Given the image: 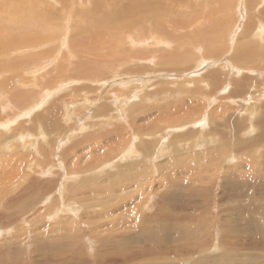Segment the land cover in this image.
Wrapping results in <instances>:
<instances>
[{
	"label": "rangeland",
	"instance_id": "374dc122",
	"mask_svg": "<svg viewBox=\"0 0 264 264\" xmlns=\"http://www.w3.org/2000/svg\"><path fill=\"white\" fill-rule=\"evenodd\" d=\"M145 1L147 2L149 0H91L90 3L84 2V5H82L77 0H74L72 4H70L71 14L70 16L66 17V19L69 17L76 19V15L78 16L77 19H82V17H93V19L91 25L88 27L89 30L81 24H78L75 19L73 22L71 21V27L69 30V43L66 46L58 45V42L56 43L57 37H55L54 34L53 38H56L55 42L54 40H51L53 41V45L51 44L48 46V42L44 37H49L48 35L50 32L46 30H50L51 27L54 32L61 30V25H65L64 22L66 20L64 21L61 18L58 19L55 17V19H58V22H56V20L53 19L55 15H58L57 10L54 11L53 9L51 10V8H47L49 10V12H47L50 14L48 20L40 19L38 21V18L36 17L30 18L29 21L37 20L38 22L36 23L38 25L36 23L33 24L32 21V25L28 29L23 27V29H18L24 24H20L18 27L14 25L13 23H17V20L8 12H6L7 14L5 13L4 19H0V45L4 44L7 47V43L9 42L8 38H15V40L17 39L16 44L13 46V48H9L8 52L3 51L4 48L0 49V81L7 80L8 86L11 89L9 93H3L0 99V264H49V259L51 258V256H49L50 251L45 250L43 247L42 248L44 250H39L38 244H35V241L45 238L50 244L56 243V241H54L56 236L50 237L48 235H44V233L47 232L48 229L56 226H59V228L54 229L68 232L66 230L68 229V226L63 227L60 224V221H66V217L69 216L71 218L74 216L72 219H74L73 222L76 224L77 229L80 232L78 234L79 242L81 244L80 249L84 250V253L86 254L85 258L90 257L91 259H95L99 253L104 254H101L100 258L106 257L105 255L108 254V248L105 247V250H99L100 246L98 242H96V235H105L104 226L108 225V221L114 219L119 213L120 216L122 214L120 221L122 223L128 222L129 219H131L130 212L134 210V208L141 201H144V204L141 206V209L138 210L143 214H152L158 206V199L163 195L166 197L170 196V193L166 192H169L171 188H167V190H165L164 188L158 187L160 169L156 166L157 163L155 160L149 162L148 160H143L144 154L142 158H138L139 156L134 157L133 155L121 157V155L127 151L129 147H131L130 144L133 145L135 141H137L135 146H145V144H142L144 141L143 137L147 138V136H150L148 131L152 132L151 134H153L155 131L153 129H157L155 131V133H158L157 135L160 134V136L166 137V139H164L166 147H164V151H161L160 153L159 162L162 163V165H169L168 162L171 159H174L173 157H175L177 153L182 152L183 154L177 156L176 160L177 158H182L183 163L188 167L192 166V160L196 162L192 153H196L195 155H197V152L207 153L209 150H213L212 152L215 153V149L219 148V145H223L224 143L220 138V131L223 130L228 132V129H230L229 132L231 138L228 143V146H230L222 152V156L219 159H216V155L211 153L208 155V164L206 163V160L203 162L206 163L204 165L207 166L208 174L206 177L208 176L209 178H212L217 172L216 178L214 180L208 181L207 187L210 192L208 194L209 196L206 198V205L201 209L202 213L208 214L207 220L209 217V220L212 221L213 225L212 230L209 231V237L208 232L205 230L207 234L206 241L210 243L212 242L211 249H214V251H212L211 254H220L223 247L222 246L220 248L221 244H226L229 241H232L233 243L239 244L243 249L239 252H235L236 257H242L246 259L245 256H247L248 252V260H253L254 256L258 254L259 259L257 260V263L264 264V249L261 252H251L248 250V247L245 246L247 242H251L252 240L251 234L254 233L252 230L246 229V227L243 225L241 228H245V231H240L241 228H238L234 229L235 231L232 230L231 232V226L233 224L231 225L227 220L226 210L232 205V202L226 197L228 193H230L228 187L225 189L223 187L224 178L227 177L228 179V177H231L234 173L233 176L235 178V182L237 184L242 183L247 180V177L250 175L249 172H252L256 169V165L264 163V158L263 160L261 158V160L257 162L258 160L255 157L256 154H258L257 146L246 151H236V145L235 147L233 146L235 141L238 143L246 142L247 140L253 141V139H255L260 132V128L258 124H256L258 122V118L264 116V95L258 98V100L256 98L257 96H255V99H250L251 97H254L253 95L256 92L257 93L255 95L260 94L261 91L259 89H262V86L260 85L264 84L261 83L262 81L264 82V74L263 77L258 76V73H264V61L256 60L254 62L252 60L249 64L243 63V65H240L242 63L237 62V60L232 57L235 55L238 48L243 50L245 49L248 53L250 52L251 48H257V44L255 42H245L244 39V33L247 27L250 26L249 23H251V20L248 18L246 13V9L244 8L245 0H236V2L240 3L236 6L237 8L235 7L233 14L235 17L230 15V12L227 11L228 7L226 5L222 6V0H183V2L182 0H174V8L173 6L167 4L169 0L150 1L153 5L156 4V6H158L155 8H159L161 10L159 16L154 14L155 11L150 7L149 4L144 6L141 11L139 10L138 4L141 2L146 4ZM230 1L232 2V0ZM261 1L262 0H258V3ZM126 2L128 3L129 9L130 7L132 8L130 4L137 5L136 10H131V13H136L137 17L133 16L136 25L129 21V30L124 35L126 36L128 33H130L134 39L140 37L138 42L141 43H144L146 39V41H148L149 38L151 39V36H153L156 39L161 40L164 44L167 43V45L170 46L169 49H165L166 47L163 46V43L160 44L161 46H156L154 49L151 47H146L145 43L141 45L142 47H136L134 46L135 41L133 45H130L126 41V38L121 37L126 43V46L130 45L134 48L128 46L130 49H127L122 46L123 50H119V44L116 42V39L117 37L120 39V33H117L118 36H113V30L109 28L111 25L109 19H112V17L108 18V36L106 34L104 35V32L102 31L104 27L103 23H106L107 19H105L106 14L101 13L100 8L102 7L104 9L105 5H113L115 9L113 10V8H110L111 11L109 12L115 15L117 12L119 14V12L122 11L121 9H123L124 3V6H127ZM246 2L249 5L250 0H246ZM176 6H178V8ZM259 7L260 8H257V10L253 8L254 12L253 10L251 11L253 15H255L257 12L264 11V7ZM126 8L124 7V9ZM217 8L221 9L222 12L220 15L216 14V17H212L210 14L213 13V10ZM222 9L225 11V14L223 13L224 11ZM110 13L108 16H110ZM52 14L55 15L52 16ZM221 15L227 17L225 25V17L221 18ZM259 15H261V21L256 18V15L254 16L255 22L252 20V23H254V28H258L257 25L261 24L260 22L264 23V19H262L264 14L260 13ZM100 18L102 19L100 20ZM232 18H234V21L236 19V24H232V22H234ZM193 19L195 20L194 24H192L193 26L206 30L211 36L220 37L221 35L222 42L219 38L216 39L214 44L215 46L220 45L219 48L225 49V52L221 53L222 55L216 54L215 56H212L216 59L206 61L207 63L204 62V65L198 66L196 63L197 61L199 62L197 58L200 54L196 58L195 56L197 54L195 50H193L194 52L192 51V53L194 56L188 54V70L186 69L178 72H176L177 68H181V64H183V61H180V59L187 57L182 56L181 53L180 55H176L178 57V62L172 61L170 59L169 63L163 66V62L162 64H156L155 56L159 57L161 55H173L174 52L179 54L180 51L178 52L175 50V47L178 46L177 44L179 42V39L175 36V34L181 36L183 33L189 32L190 29L187 27L188 30H186L187 28H178L177 26H185L184 24H186V22H192L194 21ZM42 20L44 22H42ZM223 26H225V28L230 26L228 30L233 28V39L230 40L229 38L231 34L225 33V36H228H224L225 38L223 37ZM76 27L77 29L75 30ZM150 30H153V32H149ZM22 36L23 38L29 37V41L36 39L35 42H37V45H33L28 48V50H32V52H30V56H35L36 54H40V52H49L50 55H54L56 51L59 53L54 61H49V66H46V68L38 74L39 76L35 77L31 74V72L33 68H35L34 73H36L37 68L42 67L43 64L39 67H33V65H35L33 57L31 59H26L18 57L17 54L15 55V53H12L17 49L15 46L19 42L18 39H22ZM98 36L100 39H102V36L103 38L104 36L108 37V39L104 38L103 40H107L108 44L112 45L109 46L110 51L114 48L115 53L118 54V56L120 55L122 58L123 55H128V53L131 54L132 51L137 53L140 52L141 56L140 58L138 56L139 59L137 60H143L142 63H138L140 61H132V58L127 59L129 62H126L123 58L125 62L124 67L120 68L117 72L112 73L113 69L119 66V64L111 60L108 73L103 72L107 74L106 77L101 78L102 81L106 82L105 86L96 83V80H94V82L92 79H86L83 82H72L69 80H67L68 82H65L64 80L66 79H74L73 77L79 78L83 75V72L81 73L80 69L85 63L84 57L86 59L87 57H91V61L97 58V56H95L96 52L94 50L99 47H96L95 49L93 48V51L91 50L94 54L87 53L89 56H87L85 53L82 54L81 49L85 47L91 48L89 44V46H85L87 43L85 40L87 39L90 40V44L92 47H94L96 44L94 43V45L92 42L93 40L98 39ZM219 41L221 43H219ZM38 42L45 44L41 45ZM262 45H264V43ZM145 47L149 50H145ZM1 50L3 52H1ZM69 50L74 52L77 51L78 53H75L74 58L71 59V67H66L65 64H68L66 57L68 56ZM154 52L155 55L151 54ZM7 53L9 57L11 55L15 56H11L10 59L8 57L6 63L10 65L8 66L9 71H4V73H2L1 70H3V60L5 59ZM101 53L103 54V52ZM261 55H264V50L262 51ZM19 60H23L24 63L18 67L14 66L16 62H19ZM96 63H98V61H96ZM89 64L90 61L87 59L85 65L87 66ZM98 64L100 65V63ZM105 65L106 61L103 60L102 67L105 68ZM5 67L6 68L4 69H8L7 66ZM136 67L141 68L142 71H138ZM60 70H62V72H60ZM128 70L133 71L129 73ZM47 71L49 72L47 73ZM195 71L204 77L202 79L204 81L202 84V81L199 83L192 82V79L202 78L201 76H196L194 74ZM211 74H216V76L220 77L218 84H215L205 78ZM244 75L246 79H244ZM111 76L114 77L110 78ZM247 76L249 78H247ZM217 79L218 77H216L214 80ZM246 80L249 82L248 84H246ZM248 80L253 81V84ZM88 82H90V84ZM240 82L244 83L246 88L249 87L250 89L245 88L247 91L244 89L245 91L243 90V92L234 93V84L240 85ZM254 82L256 83L254 84ZM75 84L79 85L76 86ZM184 84H191V86L188 88L185 87ZM87 85L90 87L88 92L84 90L85 86ZM204 85H207V88H205ZM254 85L255 88L253 87ZM157 86L158 89L167 88V90H165L162 95H156ZM90 89L91 92L89 93ZM53 90L57 91L53 93V95L46 97V94L52 93ZM10 94L16 95V98L18 99L17 104L14 101H10ZM173 94H175L174 97ZM204 94H207L212 98L209 99V97ZM236 94L241 98H239ZM234 97H237V99L232 100ZM244 97H246V100ZM242 100H245L244 103L241 102ZM113 102L115 105L112 104ZM38 104H40V106H37ZM41 105L43 106L41 107ZM122 105H125L124 111L121 112V114L124 115L123 118L120 115V111H118V114H116V111L121 109L119 107H122ZM258 108H260V111ZM111 109L113 111H111ZM211 109L214 111H211ZM254 109H256L258 113ZM203 112H205L207 127L205 125L204 127L198 128L195 126L194 122L197 121L196 123H198L202 120L200 119V114ZM209 114H212V116H210L211 121H209L207 118ZM236 114L238 117H236ZM229 117H231V121L228 122L226 119ZM246 119L247 121H245ZM177 120L182 122L174 124L170 123L171 121ZM146 123L148 124V127L145 129L147 125ZM222 123L225 124L223 125ZM233 124H237L241 127L239 128L240 132H238L236 136L235 133L231 131L233 129ZM160 125L162 128H166L162 130ZM190 125H192L194 128ZM217 125L219 126L216 127ZM224 126L225 128H223ZM250 127H252L253 131ZM203 128H206V130H202ZM215 128L220 131L215 132ZM241 129L243 132H241ZM245 129L248 131H245ZM140 130L144 131L141 132ZM177 131L178 134H176ZM19 133L26 134L28 141L24 140V142L19 145V141L17 139L20 135ZM44 135L46 136L44 137ZM157 135L150 136L152 137V140H146L148 144L155 143L157 140H159V138L156 137ZM200 135L206 136V138ZM207 135L215 136L213 139L217 140L207 138ZM133 137L136 139L134 140ZM179 138L182 140L189 139L190 142L188 147L193 143L194 145L191 149L179 151ZM236 138L240 139L237 141ZM242 139H244V141ZM63 140H66L67 143ZM34 143L38 144L36 148H41H39L38 151L40 150L43 154L48 155L47 160H44L39 153L35 152L36 148H34ZM259 143L264 145V141L261 138ZM29 144L33 145L28 146ZM49 146L51 147L50 149H48ZM174 147L177 149V152L175 153L172 150L175 149ZM132 151H135L133 153L137 154L138 149L136 150L133 146ZM231 152L239 154L234 156L236 159L234 163L227 164L226 160H231L230 157H228ZM130 157L135 160L131 161ZM226 166H230V176H227L226 174ZM48 168L50 171L47 173H40L39 171L40 169ZM119 172H121L124 177H127L128 175L139 174L140 179L137 180V184L134 186V190L130 194H118L120 198H116V195L113 194L108 196V183L112 179L116 182V184H118L119 182L115 179L117 177V173ZM75 175V179L74 177L72 180L66 181L64 179L67 176ZM186 176L187 175L181 174V172L180 175H178V177L180 179L182 178L183 180ZM82 181H86L88 185H91L92 190L90 193H94L96 190L100 191V196L94 195V198L99 202L104 201V203L99 204L96 207L91 205V203L88 206L84 203L79 205L75 202L77 200H81L82 197H85L80 191L77 192L73 190V194L67 190L62 192L63 185H65L64 188L67 187V189L70 190L73 186L83 184ZM212 181L213 183L210 187L209 183ZM120 183V185H122V183L125 184L126 182L120 181ZM227 185H229V181H227ZM76 188L77 187H74L73 189ZM246 194H248V192H246ZM252 194L253 189H250V193L248 195L251 196ZM51 195L53 197L49 198ZM262 196L264 197V195ZM108 197L110 198V203L112 202L113 204L118 202V205L115 208L118 210V212L111 214L109 217L108 210L112 213L114 208L110 207L108 209ZM66 200V203H74L69 204L68 208H75L73 210L78 213L75 214V212H73L71 214L67 213L68 211H64L60 215L59 221H57L59 215L55 217L47 216L53 207L65 204ZM175 201H173L174 203L171 204V206L176 207L179 210L184 207V198ZM124 203H126V205H124ZM244 204L249 205V202L244 201ZM76 205H79V207ZM227 205L229 207H227ZM145 207L147 208L145 209ZM254 208L252 210L255 211L257 206ZM179 210L176 211L178 212ZM191 210L192 209H189L188 211L191 212ZM19 214L20 217L17 218L16 216ZM252 215H254L255 218L254 212ZM223 220L225 221L222 222ZM10 222H13L14 224H8L5 227L4 224ZM157 222L159 223H157V225L160 234L162 232V226L159 221ZM29 223H32V227L28 225ZM9 226L13 228L11 231L12 233L2 231V229ZM90 228H97L99 231L97 233L91 234L90 231L92 229ZM37 231L38 233L42 232L43 234L37 235ZM243 234L245 235L244 237ZM250 236L251 240L249 239L250 241H247ZM260 239L262 240L261 237ZM140 240L145 242L144 238H141ZM178 240L179 237L176 236L173 242H180ZM254 244L257 246V248L261 247L260 242H256ZM134 245H136L135 247L138 250L143 246V244L142 246L141 244L138 246L136 243L128 244L130 248ZM128 246H126L125 249L129 250ZM149 246L153 248L155 244ZM60 250V247L54 246L51 249V253H55ZM62 253H65V251L62 250ZM151 253L152 254L150 255H144L145 257L143 258L141 257L140 259H135L134 263L169 264L171 262H176V258L174 257L175 260H173V256L165 257L163 255H158V258H156L157 256L154 254V252L151 251ZM144 258L145 260L143 262H138ZM6 259H8L7 262ZM55 259L58 261L59 257L56 256Z\"/></svg>",
	"mask_w": 264,
	"mask_h": 264
},
{
	"label": "bare ground",
	"instance_id": "6f19581e",
	"mask_svg": "<svg viewBox=\"0 0 264 264\" xmlns=\"http://www.w3.org/2000/svg\"><path fill=\"white\" fill-rule=\"evenodd\" d=\"M73 1L72 0H0V19H4L5 13L8 12V13H10L17 20V23H13V21H12V23L14 25H16L18 27V26H20V24H24L23 26L19 27L18 29H23V28L28 29L32 25V21H33V20L32 21H29L30 18L36 17V18H38V21L40 19L48 20L49 17H50V14L48 13L49 12L48 9L51 8V10L52 9L54 11L57 10L58 11V15L56 16L55 15L56 13L55 14H52V16L55 15L53 19H55V17H56L58 19L61 18L64 21L66 20L64 22L65 25L64 24H63L64 26L61 25V27H62V28H60L61 30L54 31V32H53V29L51 27L50 30H46V31H49L50 32L49 35H48L49 37H47V36H44V37H45V40L48 42V46L53 43V41H51V40H54V42H55V39L56 38L55 39L53 38L54 37L53 34L55 35V37H57L56 43L58 42V45H64V46H66L69 43V33H70L69 30H70V27H71L70 26L71 25V21L73 22L74 19H75L73 17H69V18L66 19V17L70 16V14H71V10H70V7L71 6H70V4H72ZM77 1L80 2V4L84 5V2L90 3L91 0H83V1L82 0H77ZM150 1H153V0H149L147 2L145 1L146 4H143L142 2L140 4H138L139 10L141 11L144 8V6H146L147 4H149L150 7L155 11L154 14L156 16H159L161 10L159 8H155V7H158V6H156V4L153 5ZM182 2H183V0H182ZM188 2H187V5H188ZM239 3L240 2H236V0H232V2L230 0H222V6L223 5H226L228 7V10L227 11L230 12V15L232 17H235V16H233V14H234V11H235V7L237 5H239ZM167 4L173 6V8H174V0H169ZM124 5H125V3H124ZM124 5H123V9H124V7L125 8L126 7L127 8L129 7L128 6V3H127V6H124ZM244 5H245L244 8L246 9V13L248 15V18L251 20V23H249L250 26L248 24L249 27H247V29H246V31L244 33V39H245V42H247V41L248 42H255L257 44V48H251L249 53L246 52L245 49L243 50L241 48H238L236 50L235 55H233V56L231 55V56L234 59H236L237 62L242 63L240 65H243V63L249 64V63H251L252 60L254 62L256 60L264 61V55H261L262 51L264 50V45H262L264 43V23L263 22H260L261 24L257 25L258 28H256V27L254 28V25H253L254 23H252V20L253 21L255 20L254 19V16L255 15L257 16L256 18L259 21H261L260 20V18H261L260 16L261 15H259V14L260 13H263L264 14V11L263 12H257L255 15H253L252 12H251L253 10V8H255L257 10V8H260L259 6L264 7V0H262L259 3H258V0H250L249 5H248V3L245 0V4ZM130 6H132V8L131 7H130V9L129 8L128 9L126 8L127 10L126 9H124V10L121 9L122 11H120L119 14L117 12L115 15L114 14H111L109 12V11H111L110 8H113V10L115 9V7H113V5H110V6L105 5L104 6V9L102 7L100 8L101 9V13L106 14L105 15V19H107L106 20L107 22L106 23H103L104 27H103V30L102 31L104 32V35L106 34L108 36V25H107L108 24V18L109 17H112V19H109V21L111 23V25L109 26V28L113 30V33H114V34H112L113 36L114 35L118 36V34L120 33L119 34L120 39H119V37H117V39H116L117 40L116 42L119 44L118 45L119 46L118 47L119 50L120 49L123 50V47L122 46H124L127 49H130V47L134 48L133 46H130V45H133L134 41H135L134 46H136V47L137 46L142 47L141 45H143L145 43V46L146 47H151L152 49H154L156 46H159L160 44H162L163 42L161 40H158V39H156L153 36H151V39L149 38L148 41H146L147 40L146 39L144 41V43L143 42L141 43V42H138L139 39H140V37L139 38L137 37L136 39H134V37L130 33H128L126 36L124 35L129 30V21L131 23H133V24L136 25V22H135V20L133 18V16L137 17L136 16V13H131V10L132 9L133 10H136L137 5L136 4L135 5L130 4ZM176 7L178 8V6H176ZM95 9L98 10L97 8H95ZM163 9H165V8H163ZM169 9H170V7H169ZM238 11H239V9H238ZM221 12H222L221 9L217 8V9H214L213 10V13H211L210 15H212V17H216V14H219L220 15ZM253 12H254V10H253ZM77 13H78V11H77ZM109 13H110V16H108ZM223 13L225 14V11ZM39 17H42V18H39ZM75 17L78 18L77 15ZM222 17H225V16H222L221 15V18ZM77 18L75 19V21L78 24H81L82 26L86 27L87 29L91 25V22H92V19H93V17L92 18H90V17L83 18L82 17V19H77ZM102 18H100V20ZM58 19H55L56 22H58ZM226 19H227V17H225V20L223 18L224 25L226 24V22H225ZM232 19L234 21V18H232ZM262 19H264V17ZM43 20H42V22H44ZM38 21L37 20L36 21H33V24L36 23V22H38ZM235 21H236V19H235ZM235 21L232 22V24L235 23ZM194 22H195V20L192 21V22L191 21H188V22H186V24H184L185 26H177L178 28L184 27V29H185V28L188 27L190 29L189 32L183 33V35H181V36H179L178 34H175V36L179 39V42L177 44L178 46L175 47L176 48L175 50L178 51V52L180 51L179 54L174 52L173 55H161L159 57L158 56H155L156 64H162V62H163V64H162V66H163L165 64H168L169 61H170V59L172 61H177L178 57L176 55H180V53H181L182 56H184V57L187 56V57L180 59V61H183L182 62L183 64H181L182 65L181 68H179V67H178L179 69L177 68L176 72H178V71H182V70H186V69L188 70V65H189V55L188 54H191L192 56H194L193 53H192L193 50H195V52L197 54L195 56L196 58L200 54L198 56V58H197V60H199V62L197 61V63H196L198 66L204 65V62H206V61H210L212 59H216L215 57H212V56H215L216 54H219L220 55L221 53L225 52L224 51L225 49H220L219 48L220 45L215 46V44H214V42H216V39H219V38L221 39V35H220V37L211 36L206 30L201 29V28L196 27V26H193L192 24H194ZM76 26H78V25H76ZM229 27L230 26H227L225 28V26H223V29L222 30L224 32V35L223 34L222 35L224 37L225 36V33L226 34H231L230 37H229L230 40H231V39H233V35H232L233 28H231V30H228ZM86 28H84V29H86ZM188 28L186 30H188ZM76 29H77V27L75 28V30ZM109 32H110V30H109ZM149 32H153V30H150ZM227 36L228 35H226L225 37H227ZM121 37L126 38V41L130 45H127L126 46V43L124 42V40ZM104 38H107L108 39V37H105V36H104ZM104 38H103V36H102V39H100V37L98 39L94 38V39H96V40H93V42H92L93 44L94 43L96 44V45L94 44L95 46L93 45L94 47H92V45L90 44V42H89L90 40L89 39L85 40L87 42V43L84 42V43H86L85 46L89 44L92 49L91 48H88V47L82 48L81 49V53L82 54L85 53L86 55H87V53L94 54L92 52L93 51V48L95 49L96 47H99V48H97V49L94 50L96 52L95 53V56H97V58L94 59L95 61L93 60L94 61L93 62V61L90 60L91 57L90 58L87 57V59L90 61V64L86 66L85 64L87 62V59L84 57V62L85 63H84V65L80 69L81 73L83 72V75L80 74L82 76H80L79 78L73 77L75 80L74 79H66V80H64L65 82H68L67 80L72 81V82L73 81H75V82L82 81L83 82L86 79L87 80H89V79L91 80L92 79L93 81L96 80L97 81L96 83L105 86V83L106 82L105 81H102L101 78L106 77L107 74L106 73H103V72H107L108 73V69H109L111 60L114 61L115 63L119 64V66H117V67H115L113 69V72L112 73H115L120 68L124 67V65H125L124 64L125 63L124 60L126 62H129L127 60L129 58H132L133 59L132 61H137V62L140 61L138 63H142L143 60H137L141 56V53L140 52H138L139 53L138 54L137 52L132 51L131 54L128 53V55H123V58H124V60H123V58L120 55L118 56V54L115 53L114 48L110 51L109 46H112V45L111 44H108V41L107 40H103ZM16 40H15V38H8V41L9 42L7 43V47L4 44H1L0 45V49L1 48H4L3 51H7L8 52V49L9 48H13V46L16 44ZM142 40H144V39H142ZM18 41L19 42L15 46V48H17V49L15 51H13L12 53H15V55L17 54L18 57L26 58V59H31L33 57V61H34V64H35V65H33V67H39L40 65L43 64L42 67L37 68V72L36 73H34V69L35 68H33L31 74L33 76H35V77L36 76H39L38 74L40 72H42L46 68V66H49V64H50L49 61H54L56 59V56L59 54L57 51L55 52L56 55L55 54L53 55L52 53H51L52 55H50L49 52H43V53L40 52V54H36L35 56H30V52H32V50H28V48H30L33 45H37V42H35L36 39L29 41V37L28 38L27 37H24L23 38V36H22V39H18ZM220 41L222 42V39ZM220 41H219V43H221ZM39 44H41V45L43 44L44 45L45 43H39ZM69 45H71V44H69ZM105 46H107V47H105ZM128 46H130V47H128ZM163 46L166 47L165 49H167V48L169 49V47H170L169 45H167V43H165ZM146 47H145V50H149ZM164 47H162V48H164ZM224 48H227V47H224ZM68 49H69V46H68ZM38 50H40V49H38ZM62 50H64V49H62ZM89 50L90 51L92 50V51L90 52ZM226 50H228V49H226ZM3 51L1 50V52H3ZM101 52H103V54ZM118 52H120V51H118ZM75 53H78V52L77 51L74 52V51L69 50L68 56L66 57L67 58L66 61L68 62V64L67 63L65 64L66 67H69V66L71 67V64L72 63L70 61H71V59L74 58V54ZM5 54H6V52H5ZM89 54L87 56H89ZM151 54L155 55V52L154 53H151ZM15 55H11V56H15ZM209 55H211V56H209ZM138 56H139V58H138ZM218 56H216V57H218ZM8 57L9 56H8V53H7L5 59L3 60V70H1L2 73H4V71L5 72L9 71V67L8 66H10V65L6 63ZM10 57H9V59H10ZM157 57H158V61H157ZM103 60L106 61V65L104 66L105 68L102 67V61ZM41 61H42V63H41ZM96 61H98V63H100V65L98 63H96ZM132 61H130V62H132ZM23 63H24L23 60H19V62H16L17 65L14 64V66H17L18 67L19 65H21ZM81 63H82V61H81ZM4 65L7 66L8 69H4V68H6ZM136 68H137L138 71H142L141 68H138V67H136ZM132 71L133 70H128L129 73L132 72ZM48 72L49 71H47V73ZM60 72H62V70H60ZM128 72H125V73H128ZM196 72L197 71H195V73H194L196 76H201L198 72L197 73ZM263 74L264 73H258V76H260V77L262 76L263 77ZM114 76H116V75H114ZM114 76H111L110 78H113ZM216 77H218V79L217 80H214ZM244 77H245V75H244ZM203 78L204 77L199 78V79H192V82L199 83L200 81H202L201 82V84H202L204 82L202 80ZM205 78L208 79L209 81L215 83V84H218L219 81H220V77L219 76H216V74L208 75ZM247 78H249V77L247 76ZM244 79H246V77ZM197 80H199V81H197ZM251 80H248V81H251ZM246 82H247V80H246ZM88 83L90 84V82H88ZM248 83L249 82H247L246 84H248ZM250 83L253 84V81H251ZM255 83L256 82H254V84ZM261 83H264V82L262 81ZM91 84H92V81H91ZM252 84H251V86H252ZM78 85H76V86H78ZM81 85H83V84H81ZM184 85H185V87H188V88L191 86V84H184ZM234 85H235L234 88H233L234 89V93L243 92V90L246 88V86L242 82H240V85H238V84H234ZM263 85H260V86H262V89H259L261 91L260 94L255 95L257 92L254 91L256 93H254V95H253L254 97H251L250 99H252V98L255 99V96H257L256 98L258 100V98H260V97H262V95H264ZM161 86H163V85H161ZM174 86H176V85H174ZM204 86H205V88H207V85H204ZM253 87L255 88V85ZM89 88L90 87L87 85V86H85L84 90L86 92H88ZM247 88H249V87H247ZM0 89H1V91H0V93H1L0 94V99H1V96L3 95V93L5 94L6 92L9 93L11 91L10 87L8 86L7 80H1L0 81ZM160 89H162V88H159L158 89V86H157V89H156L157 93H156V95H162V93L165 90H167V88L166 89H162V90H160ZM56 91L57 90H53L52 93L46 94V97L53 95V93H55ZM90 92H91V89H90L89 93ZM187 94L190 95L189 93H187ZM252 94H253V92H252ZM204 95H207V94H204ZM174 96H175V94H173V97ZM207 96L209 97V99L212 98L209 95H207ZM242 96H243V94H242ZM216 98H218V97H216ZM228 98H227V100H228ZM239 98H241V97H239ZM245 98L246 97H244V99ZM9 99L12 102L14 101L16 104L18 103V99L16 98V95H14V94H10V98ZM235 99H237V97L232 98V100H235ZM257 100H256V102H257ZM260 100H262V99H260ZM244 101L242 100L241 102L244 103ZM231 102H233V101H231ZM247 103H248V101H247ZM250 103H252V102H250ZM112 104L115 105L114 102ZM125 104H126V102H125ZM256 105H257V103H256ZM37 106H40V104H38ZM42 106L43 105H41V107ZM124 106L122 105V107H119L121 109H118L116 111V114H118L117 112L120 111V115H121L122 118H123L124 115L121 114V112L124 111ZM41 107H39V108H41ZM257 107H258V105H257ZM243 109H245V108H243ZM258 109L260 111V108H258ZM254 110L256 111V109H254ZM111 111H113V110L111 109ZM211 111H214V110L211 109ZM251 112H253V111H251ZM200 115H201L200 116V119H202V120L199 121L198 123H196L197 121L194 122L195 126L198 127V128L204 127L206 125L205 112H203ZM210 116H212V114H209L207 116V118L209 119V121H211V117ZM236 117H238L237 114H236ZM230 119H231V117L227 118L226 120H228V122H229V121H231ZM247 119H248V117H247ZM247 119L245 121H247ZM181 122L182 121L177 120V121H171L170 123L171 124H174V123H181ZM236 122H237V120H236ZM222 124L224 125L225 123H222ZM256 124H258V126L260 128L259 129L260 132H259V135L256 136L255 139L252 138L253 141L252 140H250V141L247 140L246 142H239V143L235 141L233 143V146L235 147V145H236V149H237L236 151H238V150H240V151H246L248 149H253L254 147L257 146L258 147L257 148V150H258L257 153L258 154H256L255 157L258 160L257 162H259L261 160V158H262V160L264 158V145L259 143L260 138L264 141V116L258 118V122ZM190 126L193 127L192 125H190ZM218 126L219 125H217L216 127H218ZM147 127H148V124L146 125L145 129ZM160 127L162 128L161 125H160ZM206 127H207V125H206ZM232 127H233V129L231 131L233 133H235V136H236L237 133L240 132V129L239 128H241V127L238 126L237 124H233ZM165 128L166 127H163L162 130H164ZM223 128H225V126ZM250 128L252 130V127H250ZM139 129H142V128H139ZM257 129H258V127H257ZM144 130H140V131L142 132ZM153 130L156 131L157 129H153ZM202 130L205 131L206 128H203ZM229 130L230 129H228V132H225L223 130L220 131L217 128H215V132H219L220 131V138L224 142L223 145H219V148L215 149V153L212 152L213 150H209L207 153H205V152H199L198 153L197 152V155H195L196 153H192L194 155L195 160H196L197 163L194 160H192V166H190V167L185 166V164L183 163L182 158H177V160H176V157L177 156H180V155L183 154L182 152L181 153H177L176 156L173 157L174 159H171L168 162L169 165H170V167H169L168 164L162 165V163L159 162L160 153H161V151H164V147H166V144L164 143V141H165L164 139H166V137L165 136L162 137V136H160V134L157 135L158 133H155V131H154L153 134H151L152 132H149L148 131V134L150 136L157 135L156 137L159 138V140H157L155 143L148 144V142L146 140H148V141H149V139L152 140V137L147 136V138L146 137H143L144 141L142 142V144H145V146L144 145H142L141 147L135 146V144L137 143V141H135L133 143V145L130 144L131 147H129L127 149V151H125L121 155V157H128V156L133 155L134 157L135 156H139L138 158H142L143 157V154H144L143 160H148V162L155 160L156 163H157L156 166L160 169L159 180H158L159 181L158 182V187L159 188H164L165 190H167V188H171L169 192H166V193H170V196H167L166 197L165 195H163L162 197H160L158 199V201H157V205L158 206L156 205L157 208L154 210V212L152 214L150 213L151 215L150 214H148V215L147 214H143L141 211L138 210V209H141V206H143V204H144V201H141L134 208V210H132L130 212L131 219H129L128 222L122 223L120 221V217L122 216V214L120 216L119 213L115 216L114 219L108 221V225H105L104 226L105 235H99V234L96 235V239H97L96 242H98V244L100 246L99 247V250L101 251V249L105 250L106 248H108V254H107L108 256L105 255L106 257L100 258V255L102 253L101 254L99 253L95 259H91L90 257L89 258H85L86 254L84 253V250L83 249L82 250L80 249L81 244L79 242V237H78V234L80 232L77 229L76 224L73 222L74 219H72L74 216L72 218L70 216L69 217H66L67 218L66 221H63V220L60 221V224L63 227L68 226L67 227L68 229H66L68 232H66V231L63 232V230L54 229V228H59V226H56V227H53V228L48 229V231L45 232L44 235H48L50 237L56 236V238L54 239V241H56V243L50 244V243H48V241L45 238H41L40 240L35 241V244H38V249L39 250H44L45 249V250H49L50 251L49 252L50 253L49 256H51V258L49 259V261H50L49 264H120V263L121 264H136V263H134L135 262V259H137V258L140 259L141 257L143 258V257H145L144 255H150V254H152L151 251H153L154 254L157 256L156 258H158V255H163L165 257L166 256H171V257L173 256L172 258L175 257L176 260H175V258L173 260H175L176 262H171L169 264H250V263L251 264H258L257 263V260L259 259V255L258 254H256L254 256L253 260L252 259L248 260L249 259L248 258L249 257L248 252H247V256H245L246 259L245 258H242V257H236L235 256V252H239V251L243 250L240 247L239 244L233 243L232 241H229L226 244H221L220 248L223 246L222 247V252L217 255V254H211V252L214 251V249L213 250L211 249L212 242L210 243V242L206 241V237H207L206 231L208 232V237H209V234H210L209 231L212 230L213 225H212V221L209 220V217H208V220H207V215L208 214L202 213L201 212V209L206 205V198L209 196L208 194H209L210 190H208V187H207L208 181L209 180H214L216 178V176H217V172H216L215 175H213L212 178H209L208 176L206 177V175L208 174V171H207V166L204 165V164H206V163L208 164V155H210L211 153H214L216 155V159H219L222 156V152L225 151L227 149V147L230 146V145L228 146V143H229L230 138H231V135H230ZM166 131H167V129H166ZM245 131H248V130L245 129ZM241 132H243L242 129H241ZM212 133H213V131H212ZM176 134H178V131H177ZM201 134H202V132H201ZM45 136L46 135H44V137ZM70 136H71V134H70ZM200 136H203V135H200ZM194 137H197V136H194ZM203 137L206 138V136H203ZM214 137L215 136L207 135V138H210V139H213ZM17 139L19 141V145L22 144V142H24V140L28 141V137L24 133L20 134ZM135 139L136 138H134V140ZM236 139L238 141L240 138L239 139L236 138ZM213 140H217V139H213ZM242 140L244 141V139H242ZM189 142H190L189 139L182 140V139L179 138L178 144H180V145H178V150L181 151V150H185V149H191L192 146L194 145V143L191 144L188 147ZM43 143H44V140H43ZM66 143H67V141H66ZM30 145H33V144H29L28 146H30ZM34 145H35L34 148H36V146L38 144H35L34 143ZM261 145H263V146H261ZM50 146H49L48 149L51 148ZM133 146L135 147L136 150L138 149L137 154H134L133 153V152H135V151H132V147ZM39 148H36V151L35 152L39 153L44 160H47V156L48 155L43 154L40 150L38 151ZM63 148H64V146H63ZM175 149H172L174 153L177 152V149L176 150ZM122 151H124V150H122ZM238 154L235 153V152H231L230 155L228 156V157H230L231 160H226V163L227 164L234 163L236 161V159L234 158V156H236ZM232 156H233V158H232ZM130 160L133 161L135 159H132V157H130ZM204 160H206V163H203V162H205ZM208 166L211 167L210 165H208ZM237 168H238V166H237ZM217 169H219V168H217ZM229 169H230V166H226V174H227V176H230L229 175V173H230V170ZM235 170H236V168H235ZM39 171H40V173H47V172L50 171V169L49 168L48 169H40ZM180 172H181V174L187 175L184 178V180L182 178L180 179L178 177V175H180ZM233 174H232L231 177H228V179H227V177L224 178V185H223L224 189L226 187H228L230 193H228V195L226 197L229 198L231 200V202H232V203L229 202L232 205L230 204L231 205L230 207L227 205V207H229V208L226 210L227 220L230 222L231 225L233 224L231 226V232L234 229L241 228L243 225L246 227V229L252 230L254 232V233L251 234L252 235V240H251V236H250L247 239V241H250L251 240V242H247V244L245 246H247L248 247V250L251 251V252H261L264 249V197L262 196V195H264V163H260V164L256 165V169L253 170L252 172H249L250 175L247 177V180L244 181V179H243L244 182H242V183H238L237 184L235 182V180H234L235 178H234ZM73 177L75 179L76 178V175L75 176H67L64 179L66 181L67 180H72ZM139 177H140L139 174H133V175H128L127 177H124L121 172L117 173V177H116L115 180H117L119 183L116 184L115 181H113L112 179L110 180V182L108 183V196H110L111 194H113V195H116V198H120L118 196V194H122V193H125V194L128 193V194H130L134 190V186L137 184L136 183L137 180L140 179ZM120 181L121 182H126V183L125 184L122 183V185H120L121 184ZM227 181H229V185H227ZM79 183H80V181H79ZM82 183L83 184H79V185L73 186L70 190L67 189V187L64 188L65 185H63L62 186V192L64 190H67L70 193H72L73 190L74 191H77V192L80 191L83 194V196H85V197H82L81 200H77L75 202L76 204H79V205H82L84 203V204H86L88 206L91 203V205H93L94 207H96L99 204L104 203V201L103 202H99V201H97L94 198V195L100 196L99 195V194H101L100 191H97L96 190L94 193H90L91 190H92L91 185H88L86 181H82ZM212 183H213V181L209 183L210 184V187H211ZM74 187H77V188L76 189H73ZM250 189H253V194L251 196L248 195L250 193ZM246 192H248V194H246ZM123 196H125V195H123ZM52 197H53L52 195L49 196V198H52ZM128 198H129V196H128ZM182 198H184V201H185L184 204H183L184 207H182V209L179 210L176 207L171 206V204L174 203L173 201H175V200H181ZM107 199H108V209L110 207L114 208L113 211H112V213H111V211L108 210V217H109V216H111V214L118 212V210L115 209L117 207V205H118V202H115V203L112 204V202L110 203V198L108 197ZM116 200H118V199H116ZM244 201L249 202V205L248 204L245 205L244 204ZM66 202H67V200L65 201V204L53 207V209L51 210L50 213H48L47 216H49V217H55V216H58L59 215V218L57 217L58 218L57 221H59L60 215L64 211H68L67 213H71V214L73 212H75V214L78 213L75 210H73L75 208H68L69 204H74V203H70V202L66 203ZM79 205H76V206L79 207ZM124 205H126V203H124ZM255 206H257V209L254 211L252 209ZM146 208L147 207H145V209ZM189 209H192L191 212L188 211ZM176 210H179V211L177 212ZM175 212H177V213H175ZM253 212L255 214V218H254V215H252ZM34 216H36V215H34ZM16 217L19 218L20 217V214L17 215ZM157 221H159L161 223V226H162V232L160 234H159V230H158V225H157L158 222ZM224 221L225 220H223L222 222H224ZM8 224H14V223L13 222L12 223L11 222L10 223H6V224H4L5 227ZM28 225L32 227V223H29ZM12 229L13 228L9 226L7 228L2 229V231H6L8 233H12L11 232ZM90 229H92V228H90ZM242 230L245 231V228H241L240 229V231H242ZM33 231H36V230H33ZM93 231H95V232H93ZM98 231L99 230L97 228H94L90 232L92 234V233H97ZM227 232H229V231H227ZM36 234L37 235H41L43 233L42 232H39L38 233V231H37ZM58 234H60V235H58ZM176 236L179 237V240L178 241H180V242H177V241L173 242ZM244 236L245 235L243 234V237ZM50 237H47V238H50ZM260 237L262 238V240L260 239ZM141 238H144L145 239V242H142L140 240ZM253 242L254 243L260 242L261 247L260 248H257V246ZM132 243H136L138 246H140V244L142 246V244H143V246L141 247L142 249L140 248L138 250L135 247L136 245H134V246H132L130 248L128 246V244H132ZM153 244H155V246L153 248H151L149 245H153ZM54 246L60 247L61 250L58 251V252H55V253H51V249ZM126 246L129 247V250L128 249H125ZM241 246H244V245H241ZM62 250L65 251V253H62ZM103 252H105V251H103ZM109 252H111V253H109ZM102 255H104V254H102ZM56 256L59 257L58 261H57V259H55ZM7 260L8 259H6V262H7ZM144 260H145V258L139 260L138 262H143Z\"/></svg>",
	"mask_w": 264,
	"mask_h": 264
}]
</instances>
